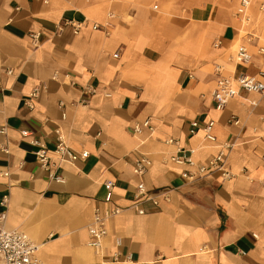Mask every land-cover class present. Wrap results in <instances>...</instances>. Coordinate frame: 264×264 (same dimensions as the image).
<instances>
[{"label": "crops", "instance_id": "0c3cea01", "mask_svg": "<svg viewBox=\"0 0 264 264\" xmlns=\"http://www.w3.org/2000/svg\"><path fill=\"white\" fill-rule=\"evenodd\" d=\"M252 1L245 27L235 16L240 0H0L7 228L41 243L48 264H264V94L238 88L224 109L213 98L221 76L264 70V13ZM67 20L86 25L76 34ZM241 46L252 53L248 63L235 59ZM211 121L214 141L204 131ZM58 131L88 157L61 160ZM31 138L47 145L64 182L48 177ZM169 139L201 163L224 151L233 177L190 182L189 168L171 161ZM143 157L152 164L140 176ZM106 182L115 185L111 207L124 211L97 250L89 227L94 208H108ZM140 182L166 194L142 201L143 214L132 208Z\"/></svg>", "mask_w": 264, "mask_h": 264}, {"label": "built area", "instance_id": "2783aa9c", "mask_svg": "<svg viewBox=\"0 0 264 264\" xmlns=\"http://www.w3.org/2000/svg\"><path fill=\"white\" fill-rule=\"evenodd\" d=\"M48 2V1H45ZM259 9L264 13V0L257 2ZM255 5L252 0H240V3L235 11V16L242 20V23L245 27H248L253 20L252 15L250 14L251 7ZM111 17H114L112 14ZM66 24L73 26L74 31L78 34L81 29L86 25V21L83 22H73L67 20ZM100 24L94 23L93 28H100ZM32 36L37 39L39 33H34ZM259 52L264 54V48H260ZM252 53H250L248 47L241 46L235 56L236 61L248 63L252 58ZM118 53L115 55L118 57ZM218 73H222L223 67L219 66L217 68ZM10 74L13 73L12 70L8 71ZM238 88H242L249 92H256L264 94V70L259 71L255 75L242 74L233 77V76H221L216 84L215 90L213 91V98L216 101L217 109H224L229 101L235 98L238 95ZM38 92L35 91L32 93V97H36ZM28 104L32 106V102L28 99ZM232 123L239 124L240 118L233 117ZM215 122L211 121L204 127V131L207 139L214 141L216 138L212 133V129ZM149 121L144 123V126H148ZM199 129V123L194 121L192 123L190 133L192 135L196 134ZM135 131L141 132V127L136 126ZM23 137H31V131L24 130L22 131ZM167 142L175 144L177 147L176 153L171 157V161L174 164L184 165L189 168L186 172L183 173V176L187 178L190 182L200 180L208 175L214 173H221L224 180H229L233 177V174L230 172L229 167L227 166V154L224 151L220 152L218 155L210 158L208 163H201L194 159L193 154L194 150H187L181 147L179 142L174 139H169ZM30 143L36 147L34 154L40 166L48 173V177L51 180L58 182H64L65 178L59 174L60 163L55 161L52 156L49 154V149L47 145L36 138H31ZM55 153L61 157V160L67 159L71 162L77 161L80 157L82 159L87 158L89 155L88 151H83L80 156L75 152L65 141L63 134L58 131V140L55 144ZM227 149L230 148L227 145ZM8 151V149H5ZM152 161L143 157L136 162L134 172L140 176L145 175L148 171V168L151 166ZM8 175V173H6ZM264 184V181H263ZM105 186L107 188V196L105 199L108 208L95 207L93 214V221L90 225L89 233L91 237L90 245L100 250L103 246L105 239L109 235V221L115 216L123 213L124 209L113 206L114 199V183L106 182ZM166 195L165 193L152 195L148 192L144 182H140L137 186L136 193V202L132 206L138 213L143 214L144 209L141 207L142 201L151 200L154 203H158L159 197ZM7 197L3 199L2 205L6 207ZM7 210L0 211V264H48L41 257L40 252L42 249V244L37 243L31 238V236L24 230L21 229H9L7 228ZM256 236V235H255ZM116 243L121 244L120 239H117ZM121 256V253L115 252L114 258L117 260ZM127 260L130 262L133 261V256L131 254L127 255Z\"/></svg>", "mask_w": 264, "mask_h": 264}]
</instances>
